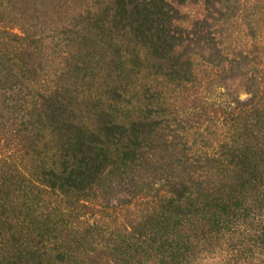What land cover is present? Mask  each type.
Returning a JSON list of instances; mask_svg holds the SVG:
<instances>
[{
	"label": "rangeland",
	"instance_id": "374dc122",
	"mask_svg": "<svg viewBox=\"0 0 264 264\" xmlns=\"http://www.w3.org/2000/svg\"><path fill=\"white\" fill-rule=\"evenodd\" d=\"M258 141L264 0H0V264H174Z\"/></svg>",
	"mask_w": 264,
	"mask_h": 264
},
{
	"label": "trees",
	"instance_id": "16d2710c",
	"mask_svg": "<svg viewBox=\"0 0 264 264\" xmlns=\"http://www.w3.org/2000/svg\"><path fill=\"white\" fill-rule=\"evenodd\" d=\"M247 149L243 157L250 176L235 194L197 200V208L174 222L175 230L184 231L172 240L174 247L169 257L174 264H194L202 252L199 246L210 240L220 248L227 243L228 248L236 251L230 255L237 261L264 256V142L258 141ZM124 249L122 253L133 258V249ZM60 250L59 261L66 264L69 251ZM32 252L29 249L25 254ZM43 255H39L42 260Z\"/></svg>",
	"mask_w": 264,
	"mask_h": 264
}]
</instances>
